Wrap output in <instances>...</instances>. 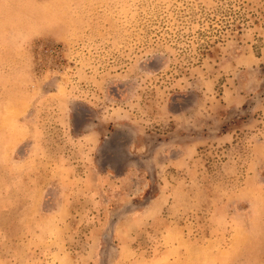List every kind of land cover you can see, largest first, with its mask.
<instances>
[{"label": "rangeland", "instance_id": "rangeland-1", "mask_svg": "<svg viewBox=\"0 0 264 264\" xmlns=\"http://www.w3.org/2000/svg\"><path fill=\"white\" fill-rule=\"evenodd\" d=\"M174 221L264 264V0H0V264H156Z\"/></svg>", "mask_w": 264, "mask_h": 264}, {"label": "crops", "instance_id": "crops-1", "mask_svg": "<svg viewBox=\"0 0 264 264\" xmlns=\"http://www.w3.org/2000/svg\"><path fill=\"white\" fill-rule=\"evenodd\" d=\"M184 212V211H183ZM182 213H178L174 215L175 218L180 216ZM174 226L170 228L162 237V245H163V252L162 255L158 258L156 264H217L218 258L215 254L212 253L208 259L202 255L200 252L201 246L198 244L192 245L188 244V236L186 235V228L177 221H174ZM246 232L252 231V226L247 225ZM235 232H238V229L233 228L232 235L229 236L228 240L226 241L222 237L214 238L210 240L209 247L212 250L224 251L227 249L229 243L233 241ZM245 235V234H244ZM243 235V236H244ZM233 243V242H232ZM249 243L247 241H243L242 247H247ZM207 244H203V247H206ZM140 262V261H139ZM140 264H145L142 261Z\"/></svg>", "mask_w": 264, "mask_h": 264}]
</instances>
